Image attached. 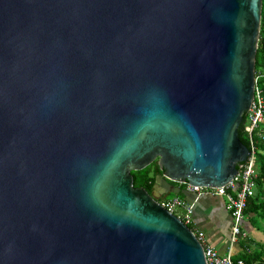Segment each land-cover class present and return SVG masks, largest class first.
<instances>
[{"label": "water", "instance_id": "95a60500", "mask_svg": "<svg viewBox=\"0 0 264 264\" xmlns=\"http://www.w3.org/2000/svg\"><path fill=\"white\" fill-rule=\"evenodd\" d=\"M261 0H0V264H206L159 200L250 156ZM155 163L149 194L132 172Z\"/></svg>", "mask_w": 264, "mask_h": 264}, {"label": "built area", "instance_id": "2783aa9c", "mask_svg": "<svg viewBox=\"0 0 264 264\" xmlns=\"http://www.w3.org/2000/svg\"><path fill=\"white\" fill-rule=\"evenodd\" d=\"M263 78L264 73L255 74L254 97L250 108L245 113L243 123V130L250 146V156L238 170L236 176L221 189H196L183 185L189 193L220 197L225 200L224 209L231 218L229 245L226 252L220 254L213 248L204 245V234L193 226V206L190 203L177 196L158 201L166 211L176 216L185 226L188 228L192 226V229H189L203 246L206 264H244L241 259H233V250L235 244L247 239L243 227L246 220L244 211L247 207V201L254 196L258 186L256 182L258 173L256 168L257 148L254 144V137L264 140V99L259 85V81ZM244 250L247 253L251 252L247 246Z\"/></svg>", "mask_w": 264, "mask_h": 264}, {"label": "trees", "instance_id": "16d2710c", "mask_svg": "<svg viewBox=\"0 0 264 264\" xmlns=\"http://www.w3.org/2000/svg\"><path fill=\"white\" fill-rule=\"evenodd\" d=\"M262 1L261 9V21H260V33L258 40V48L256 53L255 61V74L264 73V0ZM260 88L262 89V95L264 99V78L259 81ZM245 117V114H244ZM244 123V118H243ZM243 123L238 129L239 138L243 144L250 148L247 136L243 130ZM254 144L256 145V168H257V188L255 189V194L252 198L247 201V207L244 211V215L247 217L248 222L253 230L260 229L261 226H257L258 221L264 222V140L258 137H254ZM157 174H160L159 169L155 163L150 164L141 171H133L132 178L134 187L143 188L147 193L152 192V186L154 184V179ZM183 186V185H181ZM181 192L177 195L179 198L182 197ZM173 197V196H172ZM192 229V226H189ZM242 244V243H241ZM243 247V252L239 254L237 259H241L244 264H264V250H251L247 253ZM234 259V260H237Z\"/></svg>", "mask_w": 264, "mask_h": 264}, {"label": "crops", "instance_id": "0c3cea01", "mask_svg": "<svg viewBox=\"0 0 264 264\" xmlns=\"http://www.w3.org/2000/svg\"><path fill=\"white\" fill-rule=\"evenodd\" d=\"M180 188L183 190L181 193L183 199L193 206V226L204 234V245L224 254L229 245L231 228V218L224 209L225 200L220 197L197 196L187 192L184 186H180ZM243 225L249 242L244 240L234 245L233 259H237L239 254L243 252L242 246H249V243L255 250H264V240L260 239V236L249 237L253 234V229L247 218Z\"/></svg>", "mask_w": 264, "mask_h": 264}, {"label": "rangeland", "instance_id": "374dc122", "mask_svg": "<svg viewBox=\"0 0 264 264\" xmlns=\"http://www.w3.org/2000/svg\"><path fill=\"white\" fill-rule=\"evenodd\" d=\"M263 14H264V9H263ZM196 195L199 196V194H196ZM172 196L173 195L169 194L167 196V198H170ZM200 196H206V195H200ZM257 226L258 227L261 226V228L260 229L258 228V229L253 230V234L249 235V237L250 238H255V236L257 235L258 237L260 236V239L264 240V222L258 221ZM246 241H248V239H246ZM247 247H249L250 250H253L254 249V247L250 243H249V246H247Z\"/></svg>", "mask_w": 264, "mask_h": 264}]
</instances>
